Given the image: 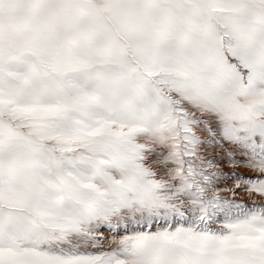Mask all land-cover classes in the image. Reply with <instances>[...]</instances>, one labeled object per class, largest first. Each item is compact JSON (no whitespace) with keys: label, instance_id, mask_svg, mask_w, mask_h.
<instances>
[{"label":"snow or ice","instance_id":"snow-or-ice-1","mask_svg":"<svg viewBox=\"0 0 264 264\" xmlns=\"http://www.w3.org/2000/svg\"><path fill=\"white\" fill-rule=\"evenodd\" d=\"M0 264H264V0H0Z\"/></svg>","mask_w":264,"mask_h":264}]
</instances>
